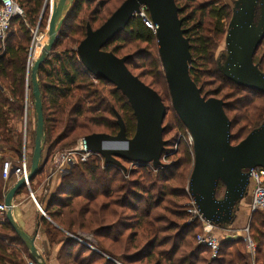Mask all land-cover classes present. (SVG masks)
Returning a JSON list of instances; mask_svg holds the SVG:
<instances>
[{
	"label": "trees",
	"instance_id": "16d2710c",
	"mask_svg": "<svg viewBox=\"0 0 264 264\" xmlns=\"http://www.w3.org/2000/svg\"><path fill=\"white\" fill-rule=\"evenodd\" d=\"M113 1L105 10L103 4L93 5L94 0H72L66 5L58 37L38 69L42 149L47 146L44 166L53 148L74 145L90 134L115 135L119 130L115 113L124 122L126 136L134 134L135 118L127 99L114 85L87 72L75 52L85 36L86 25L98 28L124 0ZM174 1L184 36L189 39L190 76L206 98L223 100L231 122L230 142L237 144L264 121V94L234 83L219 70L221 60L215 55V47L217 41L224 40L233 0ZM17 2L24 18L12 19L11 26L17 23L19 27L12 29L15 32L8 35L0 50V147L13 152L19 161L22 136L10 121L22 114L27 90L33 101L27 60L31 32L38 24L45 0ZM142 12L151 22L148 11ZM135 44L143 46L135 49ZM102 50L127 56L129 71L161 97L166 108L163 152L169 151L168 162L154 169L149 164L131 166V162L120 159L129 170L126 179L121 168L104 164L101 156L92 155L74 164L53 191L46 185L47 193H43L40 204L47 217L39 215V222L49 245L59 244L58 264H116L112 258L121 264H247L241 237L223 239L217 257L211 259L206 247L195 245L201 223L194 220L186 224L185 201L189 196L185 188L192 169V147L186 139L187 130L171 105L153 28L136 15ZM253 61L264 73V38ZM180 132L184 137L175 143ZM174 143L176 150L171 149ZM2 162L0 158V202H4L15 182L13 176L8 183L2 179ZM44 166L29 181L31 188L44 175ZM22 192H27V186H22L16 195ZM222 194L223 185L219 183L217 198ZM248 216V234L256 244L255 259L264 264V212L253 211ZM78 232L92 234L111 258L84 244L85 239ZM206 250L209 255L204 254ZM24 256L30 257V253L5 217L0 224V264H24Z\"/></svg>",
	"mask_w": 264,
	"mask_h": 264
},
{
	"label": "water",
	"instance_id": "95a60500",
	"mask_svg": "<svg viewBox=\"0 0 264 264\" xmlns=\"http://www.w3.org/2000/svg\"><path fill=\"white\" fill-rule=\"evenodd\" d=\"M47 1L40 19L49 7ZM65 4L66 0L51 4L47 40L30 69L36 123L26 177L28 183L46 162V158L41 159L43 114L37 72L58 37ZM144 9L149 13L150 28L156 36L171 105L192 138L193 163L187 192L202 219L218 227L228 226L235 221L239 205L248 194L250 170L264 169V121L237 144H231V122L225 114L223 100L206 98L190 76L189 39L184 36L182 19L174 0H124L98 28L86 25L85 36L75 48L76 55L87 72L114 85L127 99L135 118V131L132 137H127L124 122L115 113L119 127L115 135L90 134L78 139L76 144L100 155L104 164L115 165L123 172L126 168L120 159L137 166L150 164L154 169L160 166L166 144L162 138L166 108L161 97L129 71L125 64L127 56L118 57L111 51L102 50L132 18L136 15L142 17L140 14ZM263 38L264 0H233L223 40L224 52L219 55L222 59L218 62L219 70L234 83L264 94V73L253 61ZM219 183L223 185L221 198L216 196ZM24 185V178H20L6 192L5 217L27 247L30 257L37 264H46L34 245V238L24 232L12 215L14 197ZM46 193L47 190L44 195Z\"/></svg>",
	"mask_w": 264,
	"mask_h": 264
},
{
	"label": "built area",
	"instance_id": "2783aa9c",
	"mask_svg": "<svg viewBox=\"0 0 264 264\" xmlns=\"http://www.w3.org/2000/svg\"><path fill=\"white\" fill-rule=\"evenodd\" d=\"M54 2V0H49V6ZM142 18L144 19L145 24L150 27L151 22H149L145 16H143V12H141ZM15 17L24 18V11L22 7L19 5L17 0H0V50H3L5 41L10 33L11 21ZM38 24L35 26L34 30H32V34L34 36L33 39V50H35L36 42L38 37H45L44 35L38 32ZM47 31V29H46ZM32 53V52H30ZM27 67H30V61L28 59ZM184 134L181 132L178 133V139L183 138ZM186 139L188 145L192 147V138L189 133L186 131ZM177 140L175 143H177ZM26 142V135L24 133L23 143ZM77 143V142H76ZM176 145V144H175ZM97 155L93 154L90 151H87L85 147L79 148L76 145L63 149L61 151H57L51 156V164L54 166V169H51L50 177L53 173H58L63 176L67 174L72 166L76 164L78 161H86L90 156ZM169 151L163 152L160 158V165L166 164L168 162ZM132 164L131 166H133ZM150 165V164H149ZM137 166V165H134ZM29 169V158L23 150L21 158L19 161H15L12 159H5L2 163V176L5 179H8L10 176H13L15 180L20 178H24L25 184L27 188H29V183L26 179L27 173ZM48 177V179H50ZM250 203H249V211L250 213L253 211H262L264 212V169L263 168H254L250 170ZM187 191V188H186ZM188 193V192H187ZM30 198L34 201L36 207L45 215L42 211L41 207L37 203L32 192L29 193ZM189 195V194H188ZM189 207L188 212L191 216L192 220H198L202 225V231L196 235V245H202L209 250L210 258L214 259L217 257L220 247V242L230 236L233 237H241L245 248H246V261L247 264H262L256 261L255 259V251L256 244L252 241L248 234V224L244 226L240 230H233L229 227H218L213 224H210L208 221H205L201 218L194 201L189 196ZM6 207L4 202H0V213L5 211ZM215 231L221 232L222 237H219L214 233ZM239 232V233H238ZM25 264H37L35 260L31 257L24 256L23 258Z\"/></svg>",
	"mask_w": 264,
	"mask_h": 264
},
{
	"label": "rangeland",
	"instance_id": "374dc122",
	"mask_svg": "<svg viewBox=\"0 0 264 264\" xmlns=\"http://www.w3.org/2000/svg\"><path fill=\"white\" fill-rule=\"evenodd\" d=\"M54 1H57V0H54ZM71 1L72 0H66L65 6L68 5ZM97 2H98V5H100V6H102V4H103V10H105V9H107L108 5L111 6L114 1L113 0H94V2L92 4L95 5V4H97ZM104 2H109V3H105L104 4ZM47 3L49 4V0L47 1ZM50 9H51V6L47 7L46 10L44 11V14H43L42 18L40 19V16L38 17V26H39L38 27V32H39L38 35H40V33L44 35V33H45V37H40V41H42L43 44H45L46 40H47V34H46L47 31H46V29H47V21H48V18H49ZM18 25L19 24L16 23L14 26H11L10 27V33L11 32H15V31H12V29L14 28L16 30L19 27ZM32 30H34V28ZM33 39H34V36H33L32 32H31V43H30L29 56H28V59L30 61V67L29 68H31L34 59L36 58V56L38 55V53L40 51V49H37V45L35 47V50H33V46H32ZM67 44H68V42H67ZM139 45L143 46L142 44H135V46H136L135 49ZM30 52H32V53H30ZM222 52H224V41H223V38H221L219 41H217V44H216V47H215V55H216V57L217 56L219 57V55ZM27 62H28V60H27ZM136 62H140L139 59H137ZM221 62H222V59H221ZM34 115H35V111H34V108H33V101L29 98V91L27 90L26 91V100H25V103H24V108H23L22 114L20 116H17V117L14 116L11 121L13 122L12 128H15V130L17 132L21 133L22 142H23L24 133L26 135V143L28 145V150L30 149V151L27 154L29 156L28 157L29 159L31 158V154H32V150H33L34 126H35V122H36L34 120V118H35ZM168 115H170V114H168ZM167 119H168V117H167ZM177 139H178V136H177L176 140ZM176 140H175V142H176ZM74 145H76V143ZM74 145H71V146H68V147H65V148H59V147L53 148L51 150V152H50V159H51L52 154H54L55 152L61 151L63 149L70 148V147H72ZM46 148H47V146L44 145L43 146V156L45 155V149ZM176 148H177V145H175V143H174L171 149L172 150H176ZM12 156H15V154L7 152L6 155H5V159H11ZM79 162L80 161H78L77 163H79ZM50 168L53 170L54 166L51 164ZM128 172H129L128 169L125 172H122L123 176L126 179L129 177ZM41 177H42V179H41ZM41 177L36 179V181L32 185V188L31 187L29 188V190L33 193V195H34V197H35V199H36L38 204L41 203L40 200H41V197H42V195H43V193L45 191L44 188L47 185L46 184V182H47L46 175H42ZM186 188H187V184H186ZM186 188H185V190H186ZM29 190L27 189V192H26V195L28 196V198L30 197ZM186 193H187V191H186ZM248 196H249V194H248ZM248 196H246L244 201H242L243 204H242V202L240 203V205L242 204V207L239 206L240 209L237 211L238 212V218H237L238 221H236L234 224L232 223V224L228 225L229 228H234V231L242 229L244 226L247 225V222L249 221V216H248L249 212L247 211V203H248V201H246L248 199ZM189 201H190L189 198H187V200L185 201V207H186L185 211L187 213L186 224L187 223H191V222L194 221V220L191 219V216H190V214L188 212ZM41 209H42V211L45 214L43 216L47 217V215H46L45 211L43 210L42 206H41ZM48 221L51 223V220L49 219V217H48ZM241 223L244 224V225L243 226L240 225ZM214 233H216L217 236L222 237L221 232L215 231ZM78 234H80L81 237H83L85 239L84 240L85 241L84 244H86L88 247L92 248L94 251H97L99 254H102L104 257L106 256L108 258H111L105 253L104 249H102L103 247L100 244H98L97 240L94 238V236H92V234H84L82 232H78ZM46 240H47V238H46ZM194 241H195V239H194ZM100 242L106 243L107 241H102V239H100ZM107 244H109V243H107ZM107 244H105V246H104L105 248H107V246H108ZM195 245H196V243H195ZM95 246H97L98 248H96ZM48 249H49V251L46 252L47 255H45L44 257H46V260H48L52 256V257H54L55 261L58 264L57 255H58V250H59V244L58 245L54 244V245L50 246ZM204 254L209 255L207 250L205 251ZM112 260L116 264H121L116 259L112 258Z\"/></svg>",
	"mask_w": 264,
	"mask_h": 264
},
{
	"label": "crops",
	"instance_id": "0c3cea01",
	"mask_svg": "<svg viewBox=\"0 0 264 264\" xmlns=\"http://www.w3.org/2000/svg\"><path fill=\"white\" fill-rule=\"evenodd\" d=\"M10 125L11 126L13 125L12 121H10ZM23 150H25L26 155L30 151V149L28 150V145L26 142L25 143L22 142L21 155L23 153ZM7 152L13 154V152H10L5 148L0 147V158H3V161L5 160V155ZM45 154H46V150H45ZM11 159L14 161L18 160L16 155L12 156ZM41 159L44 160L43 149H42V158ZM42 160H41V162H42ZM47 163L45 165L46 167L44 166L45 167L44 168V175H46V177H47V185H48L50 191H53L57 187V183H58L61 175H59L58 173H53L50 177L51 161L49 160ZM48 177H50V179H48ZM2 179L4 180V182L8 183V179H5L3 176H2ZM9 181L11 182V179ZM10 182H9V184H11ZM10 186L11 185H7L8 188ZM29 188H30V185H29ZM29 188H27V189L29 190ZM30 192L31 191L29 190V193ZM249 203H250V200L247 203V211L248 212H250L249 211ZM12 215H13L14 220L24 230V232L26 234H28L30 237L34 238V245L37 248L38 252L44 258L45 263L46 264H57L54 257L51 256L50 259H48V260H46V257H44L45 255H47L46 252L49 251L48 248L50 247V245L48 244V242L46 240L45 231L39 222V215L41 216L42 213L36 207L34 201L30 197L28 198L26 193L22 192V193H20L14 197ZM237 218H238V215L236 216V219L233 222V224L236 221H238ZM4 220H5V211L3 213H0V224L3 223ZM247 224H248V222H247ZM240 225L243 226L244 224L241 223ZM232 229L234 230V228H232Z\"/></svg>",
	"mask_w": 264,
	"mask_h": 264
},
{
	"label": "bare ground",
	"instance_id": "6f19581e",
	"mask_svg": "<svg viewBox=\"0 0 264 264\" xmlns=\"http://www.w3.org/2000/svg\"><path fill=\"white\" fill-rule=\"evenodd\" d=\"M41 37V36H40ZM40 37L37 38V42H36V45H37V49H41L42 46L44 45L42 41H40ZM40 52V51H39ZM39 54V53H38Z\"/></svg>",
	"mask_w": 264,
	"mask_h": 264
},
{
	"label": "flooded vegetation",
	"instance_id": "af4514ba",
	"mask_svg": "<svg viewBox=\"0 0 264 264\" xmlns=\"http://www.w3.org/2000/svg\"><path fill=\"white\" fill-rule=\"evenodd\" d=\"M250 190V189H249ZM248 193H249V191H248ZM248 196V195H247ZM250 200V195L248 196V199L246 200V201H249ZM242 204H243V202H242ZM242 204L241 205H239V206H241L242 207Z\"/></svg>",
	"mask_w": 264,
	"mask_h": 264
}]
</instances>
